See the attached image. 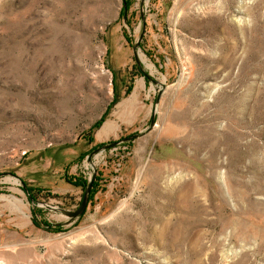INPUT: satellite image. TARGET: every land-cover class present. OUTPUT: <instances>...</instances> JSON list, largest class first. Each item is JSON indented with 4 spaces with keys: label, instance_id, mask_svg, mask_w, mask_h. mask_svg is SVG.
I'll return each mask as SVG.
<instances>
[{
    "label": "rangeland",
    "instance_id": "rangeland-1",
    "mask_svg": "<svg viewBox=\"0 0 264 264\" xmlns=\"http://www.w3.org/2000/svg\"><path fill=\"white\" fill-rule=\"evenodd\" d=\"M0 264H264V0H0Z\"/></svg>",
    "mask_w": 264,
    "mask_h": 264
},
{
    "label": "crops",
    "instance_id": "crops-1",
    "mask_svg": "<svg viewBox=\"0 0 264 264\" xmlns=\"http://www.w3.org/2000/svg\"><path fill=\"white\" fill-rule=\"evenodd\" d=\"M112 126V124H109V128ZM28 166V167H27ZM27 167V168H26ZM50 166H48L47 168H39V158L37 156H33V157H27V165L25 166V169L22 170L21 172V176L25 177L26 181L28 182V185L34 188H44L45 190H48L52 193H58L57 195L62 196L63 194L60 192H55V187L58 186L59 187V182L60 177L58 175V173L56 174V180H52L51 178L49 179V181L47 182V185L42 186V185H37V182H39L40 179H36L33 175L37 174V175H42L45 171L47 173H50L49 170ZM49 171V172H48ZM27 173L29 175H27ZM44 175V174H43ZM53 176V175H52ZM78 187H74L73 185L68 184L67 188H64L67 192H71V193H76Z\"/></svg>",
    "mask_w": 264,
    "mask_h": 264
},
{
    "label": "water",
    "instance_id": "water-1",
    "mask_svg": "<svg viewBox=\"0 0 264 264\" xmlns=\"http://www.w3.org/2000/svg\"><path fill=\"white\" fill-rule=\"evenodd\" d=\"M144 30H145V25H144V27H143V31H142V34H141V36H140V39H141V38L143 37V35H144ZM138 44H139V42L137 43V45H138ZM137 45L134 47V50L137 49ZM160 95H161V93H160ZM159 97H160V96H159ZM154 123H155V117L153 116V117H152V120H151L150 127H153V126H154ZM142 135H143V134L140 133V134H135V135L129 136L128 138H125L122 142H124V141H126V140H127V141H130V140L136 139V138H138V137H140V136H142ZM117 144H119V142H111V143H109V144H105V145H103L102 147H99V148L93 150V151L90 153V155L88 156L89 161H91L92 158H93V156H94L95 154H97L99 151H101L102 149H107V148H109V147H114V146H116ZM93 181H94V178H92V180H91L90 183L88 184V186H87V188H86V190H85V192H84L83 199H82V201H81L79 207H78L76 210H74V211H66V212H65L66 215H67L69 218H71V219H76V218H78V217H80L81 215L84 214V212H85V210H86V208H87V205H88L89 195H90V193H91V189H92ZM22 186H23V188L26 190V192H28V191H27V186L25 185V183H22ZM28 195H29V193H28ZM29 196H30V195H29ZM50 208H52V207H50ZM54 209H55V208H54Z\"/></svg>",
    "mask_w": 264,
    "mask_h": 264
},
{
    "label": "trees",
    "instance_id": "trees-1",
    "mask_svg": "<svg viewBox=\"0 0 264 264\" xmlns=\"http://www.w3.org/2000/svg\"><path fill=\"white\" fill-rule=\"evenodd\" d=\"M130 92V89H128V91H127V93H129ZM115 93H116V96H118V94H117V90H115ZM115 101H117V97H115ZM104 121V119H101V121H99L96 125H95V127H99L100 125H101V122H103ZM68 182L69 183H72V180L71 179H68ZM75 184V183H74ZM75 185H79V184H75ZM82 186V185H81ZM27 191H28V193H29V195H30V198H32V200H34V197H33V192L35 191L34 189H31L30 187H27ZM37 220H36V218L35 217H33V222H34V224L36 225V222Z\"/></svg>",
    "mask_w": 264,
    "mask_h": 264
},
{
    "label": "bare ground",
    "instance_id": "bare-ground-1",
    "mask_svg": "<svg viewBox=\"0 0 264 264\" xmlns=\"http://www.w3.org/2000/svg\"><path fill=\"white\" fill-rule=\"evenodd\" d=\"M240 20H241V19H240ZM241 21H243V20H241ZM135 98H136V94L133 95L132 100L135 99ZM108 128H109V123H106V124L102 127V129L100 130V132H99V136L104 135V134L108 131Z\"/></svg>",
    "mask_w": 264,
    "mask_h": 264
}]
</instances>
